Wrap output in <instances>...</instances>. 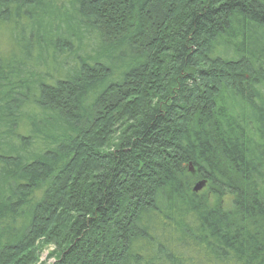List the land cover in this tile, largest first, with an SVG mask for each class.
Wrapping results in <instances>:
<instances>
[{
	"label": "trees",
	"instance_id": "trees-1",
	"mask_svg": "<svg viewBox=\"0 0 264 264\" xmlns=\"http://www.w3.org/2000/svg\"><path fill=\"white\" fill-rule=\"evenodd\" d=\"M42 246L264 264V0H0V264Z\"/></svg>",
	"mask_w": 264,
	"mask_h": 264
},
{
	"label": "rangeland",
	"instance_id": "rangeland-1",
	"mask_svg": "<svg viewBox=\"0 0 264 264\" xmlns=\"http://www.w3.org/2000/svg\"><path fill=\"white\" fill-rule=\"evenodd\" d=\"M53 250L54 249L51 246H42L36 252V259L38 260L37 264H50V263H52V261L54 259Z\"/></svg>",
	"mask_w": 264,
	"mask_h": 264
},
{
	"label": "water",
	"instance_id": "water-1",
	"mask_svg": "<svg viewBox=\"0 0 264 264\" xmlns=\"http://www.w3.org/2000/svg\"><path fill=\"white\" fill-rule=\"evenodd\" d=\"M204 187V182H199L193 187V192H198Z\"/></svg>",
	"mask_w": 264,
	"mask_h": 264
}]
</instances>
